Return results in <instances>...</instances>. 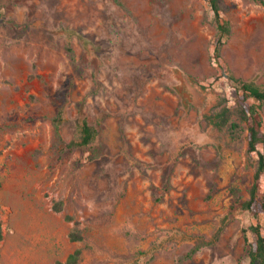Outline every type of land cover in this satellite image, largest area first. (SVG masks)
Returning <instances> with one entry per match:
<instances>
[{
    "label": "rangeland",
    "instance_id": "1",
    "mask_svg": "<svg viewBox=\"0 0 264 264\" xmlns=\"http://www.w3.org/2000/svg\"><path fill=\"white\" fill-rule=\"evenodd\" d=\"M208 1L0 0V264H250L258 155L205 116L231 76L264 89V5L220 0L216 57ZM61 109L64 139L98 132L58 156Z\"/></svg>",
    "mask_w": 264,
    "mask_h": 264
},
{
    "label": "trees",
    "instance_id": "2",
    "mask_svg": "<svg viewBox=\"0 0 264 264\" xmlns=\"http://www.w3.org/2000/svg\"><path fill=\"white\" fill-rule=\"evenodd\" d=\"M264 5V0H257ZM209 5L212 10V22L217 28L218 38L215 43V54L219 56L220 46L224 43V37L231 32L228 21L221 17V3L220 0H209ZM22 28V25H17ZM70 58L73 57V48L70 42L65 47ZM233 80L239 82L238 89L242 92L241 97L237 98L233 106L228 105L226 97H221L212 110L205 116L206 121L212 124L217 129H227L232 138L244 137L246 141V151L251 154L256 152L258 157L256 159V166L253 174V183L249 189V198L241 201L240 204L247 209L256 208L264 212V194L260 191L259 179L264 171V154L259 150V145L264 146V132H263V116L260 111V105L264 103V89L251 81L231 76ZM249 98L258 102V104L251 103ZM63 120V110H59L52 118L53 124L57 130V138L55 142L56 153L61 156L66 151H73L80 147L90 146L98 132L97 128L85 116L78 120V135L70 140L64 139L59 131L60 123ZM236 197L237 202L240 201V195L237 189H231ZM250 229L254 233V239L249 240L246 234L245 249L249 258L250 264H264V235L261 232L260 225H251ZM219 231H217L218 234ZM245 233V232H244ZM71 240L81 239L78 231L69 233ZM3 239V231L0 222V241ZM204 241H198L192 247L190 253L197 251ZM81 254L80 249H75L69 253L65 264H76Z\"/></svg>",
    "mask_w": 264,
    "mask_h": 264
}]
</instances>
